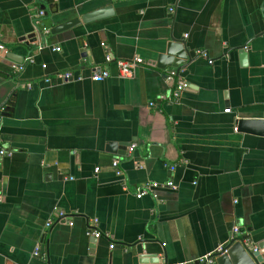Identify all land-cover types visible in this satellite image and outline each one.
<instances>
[{"label": "crops", "instance_id": "0c3cea01", "mask_svg": "<svg viewBox=\"0 0 264 264\" xmlns=\"http://www.w3.org/2000/svg\"><path fill=\"white\" fill-rule=\"evenodd\" d=\"M172 40L193 59L177 102ZM0 46V264H182L235 242L264 264V135L238 128L264 119V0H0Z\"/></svg>", "mask_w": 264, "mask_h": 264}, {"label": "built area", "instance_id": "2783aa9c", "mask_svg": "<svg viewBox=\"0 0 264 264\" xmlns=\"http://www.w3.org/2000/svg\"><path fill=\"white\" fill-rule=\"evenodd\" d=\"M172 11V10H170ZM44 13L42 11L38 12L36 17H41L43 16ZM43 32L45 33V30H43ZM1 48V46H0ZM41 47L38 46V49H40ZM52 51L54 52H60V47H55L52 48ZM106 62H110L111 57L110 55H106L105 57ZM32 63V57H27L24 61V63L19 64V65H13L12 67V71L15 74H19L24 70V67L26 64H30ZM142 64V59L140 58H135L133 61H127V62H118V73H119V78L121 79H126V78H131L134 75V71L136 70V68ZM183 74V70H170L168 75H167V80L170 82H174L175 87L172 91H170L166 96L162 95L160 96V100H167L169 102H177L179 101L182 93L188 89V83L187 81L183 78L182 76ZM60 79H62L63 81H68V80H72L73 76L70 73H63L61 75L58 76ZM109 77V73L107 70H99V71H94L92 73V75L90 76V80L93 82H102L105 79H107ZM76 81H83V78L81 76L77 77ZM26 87L28 89L31 88L30 84H26ZM226 113H230V110L227 109L225 110ZM237 128H235L234 130H236ZM135 145H131L129 147V152H131L134 149ZM0 155L1 156H9L10 153L4 149H0ZM111 167L114 171V174L116 177H122L123 176V171L120 168L119 165V161L118 159H113L111 161ZM95 174H97L99 172V169L96 168L95 169ZM72 180V179H70ZM157 187L156 184H144L141 187L136 188V193H135V198L136 199H141L142 197H144L145 195H147L148 193H152L153 190ZM166 187L168 189H175L176 187L173 185L172 182H169L166 184ZM125 190V187L123 188ZM0 201H1V197H0ZM55 216L57 218V221L55 223H67L68 226H72L73 224L70 221L66 220V215L63 211H56L55 212ZM67 221V222H66ZM54 224V221L49 220L48 223L46 224V227H50ZM92 226L94 227L93 230L90 232V235H92L95 239H99L102 236V233L100 231H98L97 226H98V221L97 219H94L92 221ZM232 232L234 234H238L240 232V228L239 226L235 225L232 228ZM229 245H219L212 253H209L207 255H204L202 257H199L198 259H196L195 261H189L188 263H182V264H192V263H197V264H216L215 263V259L216 256L218 255H223L227 253ZM110 249H113V245H110ZM254 251H256V249H254ZM40 255V250L39 247H36L35 251H34V256L38 257Z\"/></svg>", "mask_w": 264, "mask_h": 264}, {"label": "water", "instance_id": "95a60500", "mask_svg": "<svg viewBox=\"0 0 264 264\" xmlns=\"http://www.w3.org/2000/svg\"><path fill=\"white\" fill-rule=\"evenodd\" d=\"M107 15L106 10H99L90 14L85 15L80 20L86 23L90 20L101 18ZM78 24V20L69 21L62 25L55 27L52 33L59 32L68 28L73 27ZM160 54L158 57L160 66H169L176 68L177 70L183 69L188 66L193 59L190 57L189 49L185 46L184 42L171 41L160 48ZM8 59L16 61L17 63H22V59H14L9 54L5 55ZM14 56V55H13ZM239 130L244 133L264 135V119L263 120H240ZM237 128V129H238ZM250 248V249H249ZM247 248L241 242H235L229 245L227 253L223 255L216 256V264H260L263 258L256 251L254 247L251 246ZM197 264V263H195Z\"/></svg>", "mask_w": 264, "mask_h": 264}]
</instances>
